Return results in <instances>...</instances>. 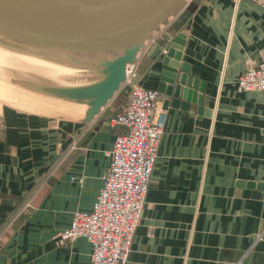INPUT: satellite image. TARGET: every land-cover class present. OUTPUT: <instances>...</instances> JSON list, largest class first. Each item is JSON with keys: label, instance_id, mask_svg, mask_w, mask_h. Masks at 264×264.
<instances>
[{"label": "crops", "instance_id": "1", "mask_svg": "<svg viewBox=\"0 0 264 264\" xmlns=\"http://www.w3.org/2000/svg\"><path fill=\"white\" fill-rule=\"evenodd\" d=\"M185 3L137 54L133 83L158 91L163 49L182 34L180 62L204 86L201 105H164L159 94L166 125L127 264H264V92L235 85L264 64V10ZM127 93L121 86L88 122V106L50 117L0 105V264H91L88 240L51 237L91 210L125 131L107 121Z\"/></svg>", "mask_w": 264, "mask_h": 264}, {"label": "water", "instance_id": "2", "mask_svg": "<svg viewBox=\"0 0 264 264\" xmlns=\"http://www.w3.org/2000/svg\"><path fill=\"white\" fill-rule=\"evenodd\" d=\"M82 2L90 4L85 11L80 9ZM185 2L0 0V42L64 68L74 78L92 79L79 87L48 88L61 98L88 106L82 119L88 122L120 90L125 66L136 60L153 32L177 15ZM118 7V19L111 17L104 23L102 14ZM184 39L178 34L162 52L158 92L164 95V105L170 97L174 105L181 99L201 105L196 93H203L204 86L193 80L188 65L180 62ZM257 188L264 191V184Z\"/></svg>", "mask_w": 264, "mask_h": 264}, {"label": "built area", "instance_id": "3", "mask_svg": "<svg viewBox=\"0 0 264 264\" xmlns=\"http://www.w3.org/2000/svg\"><path fill=\"white\" fill-rule=\"evenodd\" d=\"M230 1L236 6L240 0ZM250 1L264 10V0ZM135 61L124 69L121 86L128 88L125 103L107 121L110 128L120 126L125 131L114 137L103 185L91 210L74 211L70 226L51 237L55 242L88 240L91 264L128 263L166 125L165 112L158 106L159 92L133 83ZM235 85L237 93L264 92V64L246 70Z\"/></svg>", "mask_w": 264, "mask_h": 264}, {"label": "rangeland", "instance_id": "4", "mask_svg": "<svg viewBox=\"0 0 264 264\" xmlns=\"http://www.w3.org/2000/svg\"><path fill=\"white\" fill-rule=\"evenodd\" d=\"M81 4L87 6L84 9L90 6V4L85 2ZM40 7H43L42 4ZM84 9L82 11H85ZM0 46L10 50V52L16 50L15 52L18 51L17 53H25L20 48H14L2 42H0ZM89 82H92V79L82 77L66 78L61 83L52 78L43 80L40 78V75L37 78L33 72L14 67L11 68L0 63V105L10 104L16 106V108L31 109L50 117L60 116L59 114L61 113H67V115L73 117L74 113L68 107L71 104L67 102L71 101L55 95L48 88L79 87V85H85ZM33 99L35 101L34 104H32Z\"/></svg>", "mask_w": 264, "mask_h": 264}, {"label": "bare ground", "instance_id": "5", "mask_svg": "<svg viewBox=\"0 0 264 264\" xmlns=\"http://www.w3.org/2000/svg\"><path fill=\"white\" fill-rule=\"evenodd\" d=\"M99 3V2H98ZM100 6H104V3L99 4ZM87 7L84 4L80 5V9H84ZM90 6H88L89 8ZM87 10V9H85ZM116 10H120V7L116 8L115 10L111 12H104L102 15V19L104 23H107L108 19L111 17H115L118 19L119 13L116 12ZM86 16V15H85ZM33 24V23H32ZM34 26V24H33ZM11 49V48H10ZM14 52H10V50H7L6 48L0 46V63L6 66H10L11 68H17L22 69L26 71L33 72L37 76V78L40 75V78L43 80L46 79H54L57 82L61 83V81L65 80L66 78H73L72 73L65 72L64 68L58 69L55 64L50 63L46 60L40 59L38 57L32 56L30 54L25 53H17L16 50H13ZM54 82V81H53ZM71 105H69V109H72V112L76 114L80 110L85 109L87 106L83 103H75V102H69ZM34 99L32 100V104H34ZM76 112V113H75Z\"/></svg>", "mask_w": 264, "mask_h": 264}]
</instances>
